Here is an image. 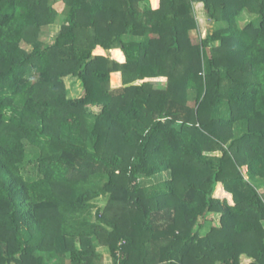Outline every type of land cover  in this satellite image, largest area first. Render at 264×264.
I'll return each instance as SVG.
<instances>
[{
    "label": "trees",
    "instance_id": "1",
    "mask_svg": "<svg viewBox=\"0 0 264 264\" xmlns=\"http://www.w3.org/2000/svg\"><path fill=\"white\" fill-rule=\"evenodd\" d=\"M63 3L0 0V264H264V0Z\"/></svg>",
    "mask_w": 264,
    "mask_h": 264
},
{
    "label": "rangeland",
    "instance_id": "2",
    "mask_svg": "<svg viewBox=\"0 0 264 264\" xmlns=\"http://www.w3.org/2000/svg\"><path fill=\"white\" fill-rule=\"evenodd\" d=\"M49 3L55 8L59 16L57 17V21L54 24L50 25L49 28H47L46 30H42L40 33L39 40H41L40 42H43L45 45L53 41L54 37L58 34L60 30V26H61L60 24L63 21V15L60 14L64 7L63 0H49ZM195 13H196V18L199 24V30H196V29L191 30L190 34L194 38L199 36L198 31L203 37L207 34H211L212 32L216 31V29H219L221 27L220 24L214 23L213 21H211L210 19L206 17L205 11L203 10L201 4H195ZM251 19H253V17L247 14L246 12H244L239 17L238 20H239V24L243 26L245 23H248ZM125 39H128V37H125ZM215 44H218V42H216ZM97 52H100L104 55H108L111 60H115L118 62L124 61V55L122 51L120 50V48L118 47H114L110 50H97ZM64 82L66 84V87L68 88V97L76 98L82 94L81 82L78 79L74 77H66L64 78ZM157 83L158 82H154V84H156L157 86H160V87L164 86V83L163 85H161L162 83H158V84ZM242 170L244 169L242 168ZM155 181H157L156 178L149 179L148 181H143V182L151 184V183H154ZM104 199H105L104 197L99 199L100 201L98 204L103 205L105 202ZM93 211H95V209H93ZM212 218L214 222L218 223V220H219L218 215H213ZM107 255H108L107 251L106 252L102 251V258L101 260L98 261V263L99 264H111V262L109 261L110 259L106 257ZM243 261H245V259Z\"/></svg>",
    "mask_w": 264,
    "mask_h": 264
},
{
    "label": "crops",
    "instance_id": "3",
    "mask_svg": "<svg viewBox=\"0 0 264 264\" xmlns=\"http://www.w3.org/2000/svg\"><path fill=\"white\" fill-rule=\"evenodd\" d=\"M242 259L244 260L245 259V263H248L249 262V259H247L246 257H242ZM13 264V263H12Z\"/></svg>",
    "mask_w": 264,
    "mask_h": 264
}]
</instances>
